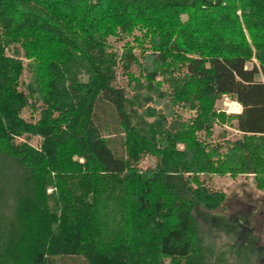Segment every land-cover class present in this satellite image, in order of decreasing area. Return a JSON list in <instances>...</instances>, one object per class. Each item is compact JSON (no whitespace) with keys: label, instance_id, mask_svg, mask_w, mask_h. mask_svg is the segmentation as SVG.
<instances>
[{"label":"trees","instance_id":"obj_1","mask_svg":"<svg viewBox=\"0 0 264 264\" xmlns=\"http://www.w3.org/2000/svg\"><path fill=\"white\" fill-rule=\"evenodd\" d=\"M223 176L264 191V0H0V264H209Z\"/></svg>","mask_w":264,"mask_h":264},{"label":"rangeland","instance_id":"obj_2","mask_svg":"<svg viewBox=\"0 0 264 264\" xmlns=\"http://www.w3.org/2000/svg\"><path fill=\"white\" fill-rule=\"evenodd\" d=\"M108 42L114 52L120 54L121 42H115L112 38H108ZM134 53H138L136 49ZM23 64H25L24 61ZM116 76L119 85L125 83V78L121 77L119 69H117ZM29 77V72L24 68L20 77L22 85L19 88L21 90L29 81ZM229 101L231 100L227 97H222L215 103V108L224 114H229L226 112ZM149 106L157 108L153 103H149ZM37 113L38 110L31 112L29 107H26L21 111L20 117L25 121H34ZM188 115L187 112L182 113L183 117ZM94 120L99 127L107 128L103 130L106 139L112 140L114 147L119 150L122 134L115 130L116 118L110 107L99 103L94 111ZM223 130L227 138L237 137L236 132L218 125L213 127L214 137ZM15 141L25 142L37 148L40 138H16ZM153 162L152 158L144 157L137 166L145 169L152 166ZM209 187L222 191L225 194V200L221 208L213 212H206L200 206H195L193 209V217L197 223L202 244L209 252L208 263L262 264L264 259V191L255 189L251 178L242 176L234 179L227 176L211 177ZM55 262L57 264H85L80 258H66L63 261L56 259Z\"/></svg>","mask_w":264,"mask_h":264},{"label":"built area","instance_id":"obj_3","mask_svg":"<svg viewBox=\"0 0 264 264\" xmlns=\"http://www.w3.org/2000/svg\"><path fill=\"white\" fill-rule=\"evenodd\" d=\"M240 106L234 102V101H229V106H228V112L229 114H238L240 112Z\"/></svg>","mask_w":264,"mask_h":264}]
</instances>
